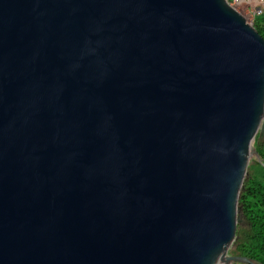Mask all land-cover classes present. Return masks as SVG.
<instances>
[{
	"label": "water",
	"instance_id": "water-1",
	"mask_svg": "<svg viewBox=\"0 0 264 264\" xmlns=\"http://www.w3.org/2000/svg\"><path fill=\"white\" fill-rule=\"evenodd\" d=\"M263 136L230 0H0V264H262L231 252Z\"/></svg>",
	"mask_w": 264,
	"mask_h": 264
},
{
	"label": "trees",
	"instance_id": "trees-1",
	"mask_svg": "<svg viewBox=\"0 0 264 264\" xmlns=\"http://www.w3.org/2000/svg\"><path fill=\"white\" fill-rule=\"evenodd\" d=\"M230 2L232 3L233 0ZM253 25L264 38V14L256 17ZM256 148L264 160L262 139L257 140ZM261 164L259 162L256 164L260 166L258 176L249 179L241 192L239 205L246 225L245 227L238 226V240L231 253L264 264V167Z\"/></svg>",
	"mask_w": 264,
	"mask_h": 264
},
{
	"label": "rangeland",
	"instance_id": "rangeland-1",
	"mask_svg": "<svg viewBox=\"0 0 264 264\" xmlns=\"http://www.w3.org/2000/svg\"><path fill=\"white\" fill-rule=\"evenodd\" d=\"M231 4L241 15H243V17L247 20L248 23L254 24L255 17L252 15L250 10L244 4L236 5V4H234V2ZM262 141H264V136L262 138ZM256 164H257V160L255 157H253L250 161V166L248 169V176L246 177L245 183H247L249 181V179H252V178L254 179L255 177L258 176V173L260 172V166L256 165ZM261 166L264 167V165H262V164H261ZM245 225H246V220L240 211L239 212L238 226L245 227Z\"/></svg>",
	"mask_w": 264,
	"mask_h": 264
},
{
	"label": "built area",
	"instance_id": "built-area-1",
	"mask_svg": "<svg viewBox=\"0 0 264 264\" xmlns=\"http://www.w3.org/2000/svg\"><path fill=\"white\" fill-rule=\"evenodd\" d=\"M233 2L236 5L244 4L255 18L264 14V0H233Z\"/></svg>",
	"mask_w": 264,
	"mask_h": 264
}]
</instances>
